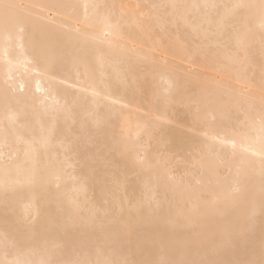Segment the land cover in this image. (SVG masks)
<instances>
[{
  "label": "snow or ice",
  "instance_id": "1",
  "mask_svg": "<svg viewBox=\"0 0 264 264\" xmlns=\"http://www.w3.org/2000/svg\"><path fill=\"white\" fill-rule=\"evenodd\" d=\"M35 7L0 0V29L6 42L13 34L30 32L37 55L51 57L67 47L65 34L50 28L43 17H37L32 12ZM135 9L133 23L142 37L155 45L149 61L152 79L159 77L167 86L162 91L159 87L153 89L145 66L131 61L118 73L120 83L126 88L150 91L155 100L166 105L178 99L202 97L207 102L188 104L189 111L183 117L187 120L190 116L198 122L211 114L213 105L224 101L214 87L219 82L208 75L226 70L218 69L216 60L223 57L230 66L239 65L246 86L238 93H229L228 102L246 105L251 112L258 101L259 118L250 119L248 128L258 135L264 156V0L258 5L138 4ZM193 9L196 18L190 19ZM253 9L258 10V33L252 26ZM107 27L118 32L121 24L108 22ZM177 55L181 65L174 63ZM257 56L259 80L255 73ZM185 63L187 68L176 70ZM55 67L50 65L52 70ZM54 110L71 119L65 136L67 150L82 156V169L99 187L101 202L87 216L66 213L56 204L44 223L28 220L27 228L21 229L12 222L17 182L7 179L20 168L9 156L4 167L6 178L0 183L5 256L10 251L19 254L29 247L42 251L45 258L38 262L5 258L0 259V264H264V159L258 192L248 187L249 177L237 170L230 190L221 196L214 192L205 150L190 144L185 137L158 126L138 125L134 143L144 137L149 144L156 139L164 145V151L154 165L139 154L130 164L125 159L130 137H117L114 132L113 121L121 119L120 113L102 117L85 112L77 118L74 102L70 101H57ZM20 118L19 113L10 116L14 121ZM124 120L127 122L126 117ZM183 120L176 121L174 127H182ZM207 151L211 152V148ZM177 157L186 161L185 172L179 179L170 175L167 168ZM141 183L151 193L147 198L135 197ZM114 186L123 191L113 193ZM177 198L184 208L173 215L171 209ZM52 234L61 241L54 247L47 240Z\"/></svg>",
  "mask_w": 264,
  "mask_h": 264
},
{
  "label": "bare ground",
  "instance_id": "2",
  "mask_svg": "<svg viewBox=\"0 0 264 264\" xmlns=\"http://www.w3.org/2000/svg\"><path fill=\"white\" fill-rule=\"evenodd\" d=\"M7 3L35 5L32 12L43 17L52 29L65 34L67 47L56 51L51 57L37 55L34 39L30 32L13 34L6 42L0 29V183L5 180L4 167L9 156L14 158L20 171L13 170L7 179L17 182L13 196L15 215L12 222L26 229L28 220L44 223L56 204L66 213H80L87 216L94 205L101 202L99 187L82 169V156L67 150L65 136L72 121L63 112H57L56 102H74L77 118L85 112H94L102 117L120 113L121 119L113 121L117 137H130L129 150L125 159L131 164L137 155L146 156L154 165L161 158L164 145L154 139L149 144L144 137L134 143L138 125L158 126L170 134H178L197 148L205 150L214 192L221 196L231 188V181L237 170L249 177L248 187L259 191L261 161L264 159L262 144L255 132H249L248 121L258 120L257 108L248 111L246 105L229 103V93H238L246 86L243 70L230 66L223 57L216 60L218 69L208 73L214 82L218 95H223L222 104L213 105L207 118L193 122L188 113V104L193 101L206 103L202 97L192 100L178 99L166 105L152 97L151 92L124 87L118 73L127 62L145 66L152 88L161 91L167 85L159 77L153 81L150 74L151 49L154 43L142 37L133 23L135 5L154 3L179 4H259L260 0H3ZM69 5L61 9L46 5ZM107 6L95 8L93 6ZM115 6V7H112ZM124 6V7H121ZM252 26L259 31L258 10L251 11ZM196 18L192 10L190 19ZM120 22L118 32L107 27V23ZM49 22H51L49 24ZM63 26V28H61ZM71 29V31H68ZM165 41V45H167ZM7 49V52H5ZM158 56L159 53L157 52ZM171 59V56L169 57ZM174 63L181 65L176 56ZM55 65V70L50 65ZM185 63L177 71L187 68ZM199 70V66L197 68ZM256 79L259 80V59L256 60ZM251 75V73H249ZM47 109V110H46ZM13 113L21 118L11 120ZM215 116V119H213ZM127 118L125 122L124 118ZM183 120V126L174 124ZM173 121V125L168 124ZM126 129V132L123 131ZM7 138V145L5 141ZM211 148V152L207 149ZM185 160L177 157L167 168L169 174L178 179L185 172ZM227 165V166H225ZM231 168V173L229 172ZM122 188L112 189L113 193ZM144 184L136 190V198L150 196ZM184 208L177 198L171 212L173 215ZM242 211V209L238 210ZM5 225L0 217V259H19L38 262L45 258L40 250L25 247L19 254L15 251L5 256L3 234ZM11 239V231H10ZM50 246L61 243L55 234L47 237Z\"/></svg>",
  "mask_w": 264,
  "mask_h": 264
}]
</instances>
